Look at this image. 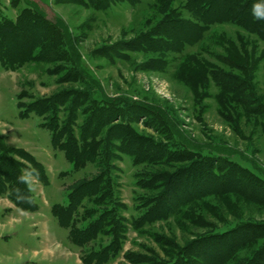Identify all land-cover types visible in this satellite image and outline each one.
Returning a JSON list of instances; mask_svg holds the SVG:
<instances>
[{"label": "rangeland", "instance_id": "obj_1", "mask_svg": "<svg viewBox=\"0 0 264 264\" xmlns=\"http://www.w3.org/2000/svg\"><path fill=\"white\" fill-rule=\"evenodd\" d=\"M153 1L0 0L1 49H22L20 64L11 53H0V139L6 150H0V264H86L85 250L108 244L102 236L84 249L72 244L52 215L51 207L66 205L72 186L95 169L89 162L74 168L50 142L43 117L31 110L37 99L59 91H76L74 103L80 99L84 81L67 79L61 70L70 63L35 58L60 49L72 54L70 43L110 102L90 94L93 106L118 118L113 124H129L143 141L116 143V197L130 226L119 251L99 264H132L128 256L164 264L175 258L178 264H248L257 253V233L264 232V127L249 112L256 111L257 97L264 102V48L255 35L225 25L216 37L178 52L154 42L128 50L122 43L145 33L149 24L142 14ZM176 4L187 17L182 0ZM56 25L58 39L52 41ZM39 41L50 43L36 48ZM260 54L251 73L222 59L253 63ZM211 68L234 84L221 91ZM136 106L159 115L143 117ZM62 142L57 136L55 143ZM245 237L254 243H240L229 262ZM259 256L263 260L264 252Z\"/></svg>", "mask_w": 264, "mask_h": 264}, {"label": "trees", "instance_id": "obj_2", "mask_svg": "<svg viewBox=\"0 0 264 264\" xmlns=\"http://www.w3.org/2000/svg\"><path fill=\"white\" fill-rule=\"evenodd\" d=\"M176 2L177 0H154L148 5L147 11L142 14L145 24H149L145 33H139L132 43H122L123 47L128 50H138L140 46H145L144 42H147L148 46H151V42H154L157 45L166 47L165 51L175 50L178 52L187 44H203L216 37V32L221 27L229 25L240 31L255 35L257 42H260L264 48V19H257L253 15L254 5L262 4V0H182L183 9L186 11L183 13H187V17L179 13V5ZM259 11L264 13V6ZM56 27L57 25L54 26L55 29L50 30L52 36L54 35L52 41L58 39ZM151 37L156 39L153 40ZM218 41H220L219 36ZM44 43L50 42L45 41ZM44 43L39 41L35 47L37 48L39 44L45 45ZM69 48L72 54H67L60 49L56 55L52 53V57L41 58L42 53H35V58L37 61L43 59L52 62L53 59H61L70 63V68L62 66L61 70L67 74V79L84 81L83 92L78 93L80 102L78 100L74 103L76 91H59L54 95L37 99L35 104L31 105V110L34 106L32 111L43 117L47 128H49L50 142L63 152L65 159L72 163L74 168L83 167L86 162H89L95 169V173L91 178L82 179L72 186L67 194L68 203L66 205H53L51 213L58 224L67 229L70 242L82 249L86 248L99 236L107 239L108 244L106 246L97 244L98 250L93 248L83 250L84 263L99 264L119 251V245L124 239L123 234L130 226L128 220L121 212L119 213L120 210H124V206L116 197L117 182L115 181L114 172L118 170L116 161L119 160L117 154L119 149L116 143L123 146L128 142L143 143V141L140 136L135 135L129 124L115 125L113 121L118 118L111 120V115L105 116L98 106H93L94 99L91 100V95H96L97 100L99 99L105 105H110V102L103 95L99 83L85 69L81 68L79 59H77L76 48L71 43ZM42 49L39 48L40 51ZM21 50V47L18 48L14 45L11 50L9 48L2 50L0 46V53H11L10 56L18 57V64L21 63ZM263 53L264 51L261 52V54ZM261 54L253 63L249 62L247 58L241 57L236 58V61L228 58L222 59L228 66L235 67L241 72L248 71L251 73L253 69L258 68L260 59L263 57ZM247 61L251 64L248 65ZM211 69L210 77L217 82L221 91L226 86L234 84L233 81H230V78H226L224 71L217 68ZM53 70V68L48 69V72L52 73ZM57 71L59 70L55 69L54 72L57 73ZM242 83L247 84L249 81L247 79ZM90 103H92V106ZM136 107L139 108L137 112L140 111V114L144 115L143 117L147 114L159 115L155 109L150 110L143 106ZM251 112L257 115L264 127V102L260 98L257 97L256 111H250L249 113ZM135 113L136 111L133 114ZM158 117L159 122H165L161 120L160 116ZM57 136L63 139L62 143H55ZM0 144V150L6 151L2 146L5 143L1 139ZM12 169L14 170V167ZM15 187L17 186L15 185ZM263 236L264 232L257 233V253H251L252 256L247 258L249 260L248 264L254 262L256 257L257 264H264V259L261 260L259 256L264 252V242H261ZM254 237L252 238L253 242L246 237L237 241V246L227 256L229 262L237 257L235 252H238L242 247L240 243L245 244L244 247H249L254 243ZM220 248H223V246ZM126 258L132 264H164L158 260L141 259L140 261H133L129 256ZM174 260L178 261L179 258ZM176 262L175 264H178ZM220 263L221 261L217 262V264ZM205 264L207 263L205 262Z\"/></svg>", "mask_w": 264, "mask_h": 264}, {"label": "clouds", "instance_id": "obj_3", "mask_svg": "<svg viewBox=\"0 0 264 264\" xmlns=\"http://www.w3.org/2000/svg\"><path fill=\"white\" fill-rule=\"evenodd\" d=\"M264 6V0H262V4L254 5L253 7V15L257 19H264V13L260 12L259 9ZM21 180H24L25 178L22 176L20 177Z\"/></svg>", "mask_w": 264, "mask_h": 264}]
</instances>
